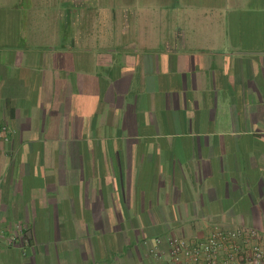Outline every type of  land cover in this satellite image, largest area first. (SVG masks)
<instances>
[{
    "label": "crops",
    "instance_id": "0c3cea01",
    "mask_svg": "<svg viewBox=\"0 0 264 264\" xmlns=\"http://www.w3.org/2000/svg\"><path fill=\"white\" fill-rule=\"evenodd\" d=\"M62 2L0 7V264L264 233V0Z\"/></svg>",
    "mask_w": 264,
    "mask_h": 264
},
{
    "label": "built area",
    "instance_id": "2783aa9c",
    "mask_svg": "<svg viewBox=\"0 0 264 264\" xmlns=\"http://www.w3.org/2000/svg\"><path fill=\"white\" fill-rule=\"evenodd\" d=\"M8 130L0 124V138ZM161 264H264V233L247 226L214 225L199 241L174 235L169 249H151Z\"/></svg>",
    "mask_w": 264,
    "mask_h": 264
},
{
    "label": "rangeland",
    "instance_id": "374dc122",
    "mask_svg": "<svg viewBox=\"0 0 264 264\" xmlns=\"http://www.w3.org/2000/svg\"><path fill=\"white\" fill-rule=\"evenodd\" d=\"M27 0H0V7L3 8L4 12L2 14L3 16V20H8L5 19L8 16H11L12 13H10V11H6V8H10V6L18 4V2H22L23 5L26 4ZM56 1V0H54ZM105 2V0H98V5H103ZM67 3H63L62 0L59 1V3L57 2H48V0H35L34 5L37 6L38 8H42L41 10H43V8H50V10H56V8L58 6L64 5ZM56 13H54L55 15ZM36 16V15H35Z\"/></svg>",
    "mask_w": 264,
    "mask_h": 264
}]
</instances>
